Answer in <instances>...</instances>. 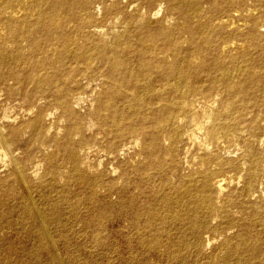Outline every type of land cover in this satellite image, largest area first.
I'll return each mask as SVG.
<instances>
[{
	"label": "bare ground",
	"instance_id": "bare-ground-1",
	"mask_svg": "<svg viewBox=\"0 0 264 264\" xmlns=\"http://www.w3.org/2000/svg\"><path fill=\"white\" fill-rule=\"evenodd\" d=\"M0 26V92L24 109L1 108L0 232L123 264H264V0H0Z\"/></svg>",
	"mask_w": 264,
	"mask_h": 264
},
{
	"label": "rangeland",
	"instance_id": "rangeland-1",
	"mask_svg": "<svg viewBox=\"0 0 264 264\" xmlns=\"http://www.w3.org/2000/svg\"><path fill=\"white\" fill-rule=\"evenodd\" d=\"M22 15V13H21ZM177 19L171 21V23H175ZM5 27V26H3ZM0 26V29L3 28ZM124 29H120V32L123 31ZM183 32H182V31ZM179 33L184 37V39L187 41L185 44L183 43V47L187 48L190 45V41L188 40V34H186L185 30L180 28ZM12 36L9 33L8 30H4L0 32V44H4L7 46V48H10L12 46L11 43ZM108 43H110V39H108ZM27 41L24 39H21V46L24 47L26 46ZM234 52V53H233ZM231 55L227 58L228 61L232 60L235 58V53L236 50H234ZM195 58V65H198L200 63V58L199 56L192 54ZM10 83H13V81H10ZM89 93V92H88ZM90 95V93H89ZM86 96V95H85ZM88 97V94H87ZM18 99V100H17ZM90 99V97H89ZM18 103V106L16 105ZM15 104V105H13ZM23 100H22V91L19 90L18 94L15 97L8 98L7 96H4L3 92H0V122H2V115L3 111L9 109L11 116L16 115V114H21L23 113V108L22 105ZM9 107H7V106ZM13 106V107H12ZM85 111V109H83ZM33 114H29L26 119H28L30 116ZM20 120V118H19ZM18 120V121H19ZM55 132V129H52L51 132L49 133V137L52 136V134ZM103 135H99V137H102ZM134 146V147H133ZM131 147L129 149V155H127L126 158H129L130 156L135 155L136 153L141 151V145H129ZM136 147V148H135ZM135 148V149H134ZM133 149V150H131ZM139 149V150H138ZM234 147L231 148L233 150ZM53 147H49V151H53ZM103 153V154H102ZM104 155V152L102 151L101 153H92L91 154V159L92 160H99L102 158ZM32 166V164H30ZM4 168H0V181L6 176L8 173L7 170H1ZM65 169H61V171H64ZM43 172V169L41 170V173ZM72 192L76 194H83V190L79 186H72L71 187ZM115 199V196H113V200ZM87 204H81L79 206L80 214L81 216L85 217L87 216ZM120 219V220H119ZM121 215H115L114 219L109 222H107V228L105 232V238H108L109 241L112 244H120L122 242L123 237L121 236V229H122V220H121ZM119 223V224H118ZM85 230V226L83 223L78 222L74 225L73 231L82 233ZM114 232V233H113ZM112 233V234H111ZM14 234V235H13ZM13 235V236H12ZM12 236V237H11ZM7 237V239H6ZM0 240H9L12 244V249L10 251H5V250H0V264H123V255L121 252H115L113 254L109 253H101V252H88V251H81V252H76L73 254H66L65 252H52L51 250H41L38 252H34V248L37 247L38 245V237L35 234H29L25 233L20 229L14 228L10 230L7 233L0 232ZM73 241L79 244H89L91 242V239L89 237H73ZM217 242V240H214V244ZM29 245V246H28ZM59 255V256H58ZM105 255V256H104ZM61 256V257H60ZM116 256V257H115ZM105 257V258H104ZM61 258V259H60ZM79 259V260H78ZM9 260V261H8ZM119 260V261H118ZM54 261V262H53ZM82 261V262H81ZM173 264H178L177 261Z\"/></svg>",
	"mask_w": 264,
	"mask_h": 264
}]
</instances>
